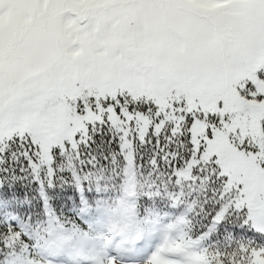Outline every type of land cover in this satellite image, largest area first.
<instances>
[{
  "label": "snow or ice",
  "instance_id": "snow-or-ice-1",
  "mask_svg": "<svg viewBox=\"0 0 264 264\" xmlns=\"http://www.w3.org/2000/svg\"><path fill=\"white\" fill-rule=\"evenodd\" d=\"M0 264H264V0H0Z\"/></svg>",
  "mask_w": 264,
  "mask_h": 264
}]
</instances>
